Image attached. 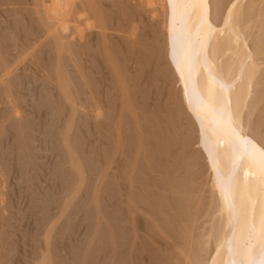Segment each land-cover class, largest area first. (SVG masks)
<instances>
[{"label":"rangeland","instance_id":"obj_1","mask_svg":"<svg viewBox=\"0 0 264 264\" xmlns=\"http://www.w3.org/2000/svg\"><path fill=\"white\" fill-rule=\"evenodd\" d=\"M56 2L0 0V264H210L226 213L166 0ZM209 8L206 51L225 78L244 59L233 115L264 148V0Z\"/></svg>","mask_w":264,"mask_h":264},{"label":"bare ground","instance_id":"obj_2","mask_svg":"<svg viewBox=\"0 0 264 264\" xmlns=\"http://www.w3.org/2000/svg\"><path fill=\"white\" fill-rule=\"evenodd\" d=\"M209 1L166 0V5L171 54L173 41L179 44L174 70L187 107L198 120L213 185L226 213L225 231L210 264H264V148L233 115L236 97L230 89L245 76L244 59L238 60L236 75L225 78L206 51L220 33L210 20ZM231 17L229 12L221 30L231 32L237 45L244 40Z\"/></svg>","mask_w":264,"mask_h":264},{"label":"water","instance_id":"obj_3","mask_svg":"<svg viewBox=\"0 0 264 264\" xmlns=\"http://www.w3.org/2000/svg\"><path fill=\"white\" fill-rule=\"evenodd\" d=\"M173 45H174V50H173L171 56H169V57H170L171 61H172L173 63H175L176 58H177V53H178V51H179V44H178V42H177L176 40H174V41H173ZM202 144H203V143H202Z\"/></svg>","mask_w":264,"mask_h":264}]
</instances>
